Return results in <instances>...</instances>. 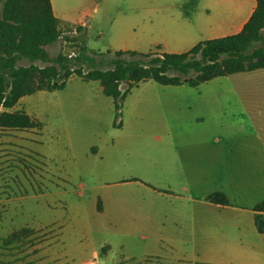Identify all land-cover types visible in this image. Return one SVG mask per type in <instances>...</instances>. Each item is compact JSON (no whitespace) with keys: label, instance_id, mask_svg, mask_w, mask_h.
Masks as SVG:
<instances>
[{"label":"crops","instance_id":"0c3cea01","mask_svg":"<svg viewBox=\"0 0 264 264\" xmlns=\"http://www.w3.org/2000/svg\"><path fill=\"white\" fill-rule=\"evenodd\" d=\"M51 3L60 26H82L93 50L167 53H183L200 41L240 32L257 6V0ZM231 76L245 83H222ZM254 76L261 79L259 84L252 81ZM123 105L127 114L119 118L118 128L137 141L124 164H131L135 173L115 181V168L102 173L106 184L128 183L141 193L119 202L127 219L122 232L131 236L138 229L150 231L154 249L140 252L124 241H103L81 257L65 248L63 253L76 264H110L113 255L116 263L160 257L192 264L209 252H217L221 264H264V236L253 210L264 199V68L218 76L196 87L144 81L132 88ZM104 146L105 140L93 143L88 151L98 156ZM215 191L224 192L231 204L208 201ZM101 200L96 211L110 217L112 200ZM233 228L239 236H233ZM48 254L56 257L53 249Z\"/></svg>","mask_w":264,"mask_h":264},{"label":"rangeland","instance_id":"374dc122","mask_svg":"<svg viewBox=\"0 0 264 264\" xmlns=\"http://www.w3.org/2000/svg\"><path fill=\"white\" fill-rule=\"evenodd\" d=\"M261 33L264 36V28ZM84 35L75 26H60L58 41L45 46L49 58L58 54L78 57ZM255 46H264V37ZM71 77L63 89L27 94L11 109L26 110L41 122L40 126L0 127V264H76L63 253L65 249L81 257L103 241H124L126 247L140 252L154 249L155 237L150 231L138 229L131 236L122 232L125 217L119 202L122 198L142 196L141 193L128 183L106 184L102 173L115 168L113 181L135 173L131 164L124 163L130 161L134 152L131 147H136L137 141L114 124L127 111L123 105L116 119L112 97L101 91L96 94L98 81L82 80L75 74ZM237 78L221 81L245 83ZM252 81L259 84L261 79L254 76ZM103 140L106 148L101 155L89 153L91 144ZM150 195L143 196L149 199ZM101 197L112 200L110 217L96 211L99 203L102 206ZM232 232L239 236L234 228ZM215 239L211 233V242ZM103 247L101 254L108 248ZM49 249L56 257L49 256ZM114 256L108 261L110 264L116 263ZM204 262L221 264L217 252L194 259L192 264ZM117 263L175 264L160 257L122 259Z\"/></svg>","mask_w":264,"mask_h":264},{"label":"trees","instance_id":"16d2710c","mask_svg":"<svg viewBox=\"0 0 264 264\" xmlns=\"http://www.w3.org/2000/svg\"><path fill=\"white\" fill-rule=\"evenodd\" d=\"M0 4L2 128L40 126L41 122L26 110L11 109L27 94L63 89L73 74L82 80L100 81L103 93L114 99L117 119L122 113L124 99L141 82L154 80L171 85L187 82L196 87L218 76L264 68V46H255L264 37L261 33L264 0H257L254 13L240 32L200 41L183 53L96 51L85 44L84 35L85 43L78 57L58 54L54 59L49 58L45 49L60 37V22L53 12L51 0H0ZM76 31L82 32L84 28L77 26ZM114 124L118 125L116 120ZM207 200L231 204L222 191L210 193ZM98 208H102L100 203ZM253 210L256 228L264 236V199L257 202Z\"/></svg>","mask_w":264,"mask_h":264}]
</instances>
